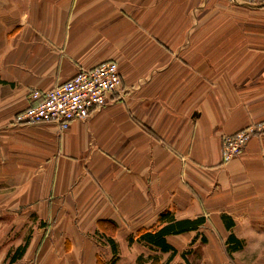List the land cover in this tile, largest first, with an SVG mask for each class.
<instances>
[{
	"label": "crops",
	"instance_id": "1",
	"mask_svg": "<svg viewBox=\"0 0 264 264\" xmlns=\"http://www.w3.org/2000/svg\"><path fill=\"white\" fill-rule=\"evenodd\" d=\"M110 61L123 94L87 121H15ZM262 122L264 5L0 0V264H264V131L221 156ZM165 212L204 220L175 255L140 239Z\"/></svg>",
	"mask_w": 264,
	"mask_h": 264
},
{
	"label": "built area",
	"instance_id": "2",
	"mask_svg": "<svg viewBox=\"0 0 264 264\" xmlns=\"http://www.w3.org/2000/svg\"><path fill=\"white\" fill-rule=\"evenodd\" d=\"M246 4L264 5V0H242ZM115 94H123L119 65L104 62L93 68L81 69L77 74L50 90H34L29 105L20 112L18 124H56L59 130H67L74 121H87L91 115L113 100ZM264 131V122L252 124L221 142L222 161L227 163L243 154L249 140Z\"/></svg>",
	"mask_w": 264,
	"mask_h": 264
},
{
	"label": "trees",
	"instance_id": "3",
	"mask_svg": "<svg viewBox=\"0 0 264 264\" xmlns=\"http://www.w3.org/2000/svg\"><path fill=\"white\" fill-rule=\"evenodd\" d=\"M169 214H170L169 212H165L159 218V222L166 223L165 225L153 231L145 232L140 236V239L159 248L162 252L172 251V255H175L176 251L170 244H168L166 240V236L196 230L200 225L204 223V220L202 218H198L196 220L176 221L174 219L168 218ZM231 239L232 237H230V240ZM110 241L114 253L113 262L115 263L118 258L117 245L114 240H110ZM146 263L147 261L144 260L142 257H140L137 262V264H146ZM159 263H160L159 258L154 257L152 260V264H159Z\"/></svg>",
	"mask_w": 264,
	"mask_h": 264
}]
</instances>
